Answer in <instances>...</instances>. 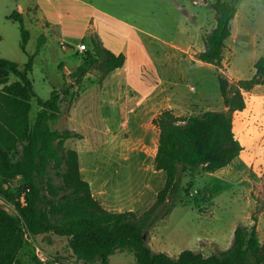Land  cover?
Wrapping results in <instances>:
<instances>
[{
	"label": "rangeland",
	"instance_id": "obj_1",
	"mask_svg": "<svg viewBox=\"0 0 264 264\" xmlns=\"http://www.w3.org/2000/svg\"><path fill=\"white\" fill-rule=\"evenodd\" d=\"M216 1L0 0V58L23 68L33 56L28 76L36 97L31 101L29 123L34 124L40 111L37 100L49 99L57 89L61 112L50 126L78 135L65 142L64 150L78 152L81 176L93 183L95 194L105 192V200H98L106 210L130 211L140 217L153 206L164 185L165 174L156 172L151 148L143 146L139 135L147 120L144 98L153 86L156 91L147 102H156L154 113L170 106L176 116L188 119L225 110L219 76L233 85L254 75L264 46V0H222L237 10L222 64L217 68L196 59L216 24L212 8ZM27 2H38L36 18L42 10L49 21L42 46L41 20L37 29L24 24L30 37L23 50L20 24L9 17L16 3ZM58 13L63 17L59 19ZM95 19L96 36L105 40L103 47L114 54L123 52L130 60L110 74L96 64L84 75H76L87 52L93 50L85 29ZM79 43L87 44L88 51L75 52ZM14 81L10 75L9 82ZM263 93L262 87L244 92L246 111L234 118L233 130L243 146L240 156L226 169L205 172L198 168L182 177L185 190L168 200L170 213L147 230L152 253L172 258L184 250L205 257L218 254L231 246L237 227L253 225L264 246V97L263 101L256 97ZM21 155V148L10 152L11 162ZM50 182L62 185L52 172ZM23 195L20 177L5 183L0 179L1 210L18 217ZM25 236L18 255L21 264H85L74 257L67 237ZM109 264H136V260L129 252L116 253Z\"/></svg>",
	"mask_w": 264,
	"mask_h": 264
},
{
	"label": "trees",
	"instance_id": "obj_2",
	"mask_svg": "<svg viewBox=\"0 0 264 264\" xmlns=\"http://www.w3.org/2000/svg\"><path fill=\"white\" fill-rule=\"evenodd\" d=\"M212 8L216 24L196 59L218 68L237 10L234 4L222 0ZM9 19L20 24L24 50L29 33L23 18L14 12ZM91 44L93 50L87 52L76 75H84L96 64L105 74L123 67V54L116 55L95 40ZM32 57L23 68L0 58V179L5 183L20 177L24 183L19 216L0 209V264H21L18 255L26 243L25 235L43 234L67 237L70 251L85 264H109L111 256L124 252L131 253L136 264H264V246L255 225L237 227L231 246L207 257L184 250L172 258L166 253H152L146 242L147 230L170 213L168 200L185 190L181 184L184 175L198 168L218 171L240 156L243 146L233 130V114L246 109L244 92L264 84V46L250 79L229 85L225 78L218 77L225 111H207L182 119L173 110L164 109L153 119L159 131L155 170L164 172L165 182L153 206L140 217L130 211L106 210L93 196L90 184L81 176L78 152L64 150L65 142L78 135L50 126L61 112L57 89L49 99L37 100L40 111L34 124L29 123L31 101L36 97L28 76ZM10 75L16 81L10 83ZM18 148L21 158L12 163L10 152ZM51 172L61 179V186L50 182Z\"/></svg>",
	"mask_w": 264,
	"mask_h": 264
},
{
	"label": "crops",
	"instance_id": "obj_3",
	"mask_svg": "<svg viewBox=\"0 0 264 264\" xmlns=\"http://www.w3.org/2000/svg\"><path fill=\"white\" fill-rule=\"evenodd\" d=\"M38 4H39L38 2H36V3L27 2L24 5H22L20 3H16L15 4V8H16L15 12L17 14H19L20 16H22L24 24L25 23L29 24L28 26H30V28H36L37 29L39 20H41V27H42L41 31L43 33V35H42V43H41V46H42V44L44 45L46 43L45 35H46V32H47V28H48L49 18H48V16L44 15V12H42V10L40 11V13L43 14V15L39 14V18H36V17H38V12H39V5ZM60 17H63V15L58 13V18L60 19ZM108 28L109 27H107L105 25V29H108ZM26 30L28 31L29 37H30V31L28 30L27 26H26ZM108 30L111 31L110 29H108ZM85 33H86V35L91 37V41L95 40V41L99 42L102 45V47H103V44L105 43L104 37L103 36L102 37L101 36H96L99 33V26H98L97 19L94 20L93 24H89L88 27H86ZM91 41H90L89 44H91ZM80 44L81 43H79L78 45H80ZM38 49H40V48H38ZM75 52H78L77 51V47L75 49ZM120 54H124V53L122 52ZM116 55H118V54H116ZM124 56H125V63H124L122 68H124L127 65V63L129 62V60H130L129 55L124 54ZM122 68L116 69L113 72L121 70ZM157 77L159 78V81L162 84L163 81H161V79H160V77L158 75H157ZM255 87H262L263 91H264V84L263 85H258V86H255ZM156 88H157V86L156 87L153 86L149 90V92L146 94V96L144 98L145 102L147 103L146 104V108H145L146 110H145L144 116L147 117V120L140 126V130H139V135H140V138L142 140L143 146L146 147V148H151V154L150 155H151L153 163H154L156 152H157V148H158L159 131L156 128V126L153 125L152 121H153L154 118L157 117V115L160 112L154 113L153 111H154V109H156V102H153L150 105L149 102H147V99L156 91ZM157 93L159 94L158 91H157ZM253 97H255V96H253ZM256 97H258L260 100L263 101L264 95L263 96L256 95ZM246 106H247V104H246ZM165 109H172V108H170V106H169V107H167ZM225 110H226V108H225ZM245 111H246V109L244 111H242V112H235L233 114V123H234V120H235L234 118L236 117V115L237 114L238 115H242L243 113H245ZM130 125H131V123H130ZM154 165H155V163H154ZM227 167H225L223 169H226ZM218 171H220V170H218ZM156 172L160 173L161 171H156ZM89 184H90V188H91V192H92L93 196L95 197V195H96V197H97L96 199L97 200L98 199L102 200V201L105 200V194H104L105 192H103V191L99 192V191L96 190V194H95L93 192V183L89 182Z\"/></svg>",
	"mask_w": 264,
	"mask_h": 264
},
{
	"label": "built area",
	"instance_id": "obj_4",
	"mask_svg": "<svg viewBox=\"0 0 264 264\" xmlns=\"http://www.w3.org/2000/svg\"><path fill=\"white\" fill-rule=\"evenodd\" d=\"M77 51L79 53H84V52H87L88 51V46L87 44H83L81 43L80 45L77 46Z\"/></svg>",
	"mask_w": 264,
	"mask_h": 264
}]
</instances>
